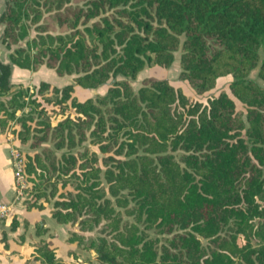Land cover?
Returning <instances> with one entry per match:
<instances>
[{
	"label": "trees",
	"instance_id": "trees-1",
	"mask_svg": "<svg viewBox=\"0 0 264 264\" xmlns=\"http://www.w3.org/2000/svg\"><path fill=\"white\" fill-rule=\"evenodd\" d=\"M0 25V95L13 66L76 74L50 95L41 80L43 101L22 86L0 99L4 132L30 104L15 132L40 148L24 159L28 180L38 179L26 208L52 200L55 221L76 226L65 240L91 249L97 264H264V86L247 76L257 65L264 80V0H3ZM177 48L179 75L196 92L231 74L244 113L224 90L202 103L164 77L132 89L128 78L167 66ZM117 75L94 98L71 95L73 84ZM51 113L62 116L51 124ZM34 226L46 231L42 219ZM31 245L37 264H61L50 239Z\"/></svg>",
	"mask_w": 264,
	"mask_h": 264
},
{
	"label": "rangeland",
	"instance_id": "rangeland-1",
	"mask_svg": "<svg viewBox=\"0 0 264 264\" xmlns=\"http://www.w3.org/2000/svg\"><path fill=\"white\" fill-rule=\"evenodd\" d=\"M72 2L81 3L82 0H72ZM49 28L53 31H56L57 29L54 28V22H49ZM33 33V30H31L30 34ZM21 45H23V40L19 42ZM259 59L263 56L264 50L262 47H259L257 49ZM179 55L180 50L179 48L173 50V58L171 62L167 66H162L158 64H152V65H144L135 75L134 78H128V81L134 91L138 88V86L141 84V79L145 76H154V77H164L168 80L169 83H171L174 87L180 88V90L192 97L195 100L201 101L202 103H205L206 100L212 96L216 95L219 91L224 90L234 101L236 109H240L243 113L245 111L244 104L238 100L236 97H234L228 88V82L231 80V74H226L223 76H219L214 85L206 90H203L201 92H196L194 88L189 84V82L180 77V65H179ZM0 60L6 61L7 60V50L4 47L3 44L0 43ZM76 74L74 72L72 73H63L58 74L56 73L52 68L46 67L44 64H41L37 69H24V70H18L17 72H11L10 74V82L11 86L7 93L0 95V99H6L10 96V94L17 90L20 86L27 87L28 93L32 97H36L39 101H43L42 96L36 92L37 86L41 80L47 81L49 84V88L47 90V94H51L52 87H61L66 83L73 82V77ZM248 77L254 79L256 82L264 86V80L261 79L257 75V65L252 67L248 74ZM120 75H117L116 77H109L104 83L97 85L95 87H82L77 84H73V89L71 92V95L74 96L76 99L81 100L86 97H92L94 98L97 94H102L105 92L107 86L115 79L120 78ZM26 98V97H25ZM67 103H69V100H67ZM30 104H27L26 106L22 108H17L15 111L14 117L7 119L6 125H5V132L7 135H9L10 139L15 141V143H12V146L15 147V149L19 152L22 160L25 159L26 154H32L35 151H38L40 148L35 147H29L28 143H20L18 138L16 137V130L20 128V122L18 121L17 117L28 110ZM45 106L49 109L51 107V104L46 103ZM73 113L72 106H68V110H65V113ZM33 120H29L28 123L33 125L34 119L37 115L36 110H33ZM51 124H54L57 119H59L62 114L51 113ZM84 144H88L87 141H84ZM42 145H48L52 147V144L50 141H43L41 142ZM90 148H95L94 145L89 144ZM56 153H59V150H56ZM38 179L33 178V181L28 180L25 174H23L22 177V183L23 188H21V194L16 197L13 195L12 203L18 208L19 202L18 200H22L25 197H30L31 193L30 189L33 184V182L37 183ZM51 201L45 203V208L35 209L33 214H29L28 217H44L46 220L48 226L50 227V232L48 234V237L51 238V243L53 242V246L55 247V253L57 256H59L64 262L63 264H87L86 262H83L82 259L84 257L91 259V264H97L96 261L93 259L94 252L91 249H81L75 241L69 242L65 240V235H67V229L72 228L76 229L75 225H68L67 223H58L54 220V218L50 215L49 210L47 207H51ZM18 212V211H17ZM149 235L155 236L157 235L159 238H161V234L157 233L156 230L153 228L147 230ZM203 242H205V239H202ZM20 252L25 253V247H20ZM72 249L76 252V257L68 256L66 253L67 249ZM8 264H37L36 261L30 262L28 260L22 261V263H17V260L13 258L12 261L8 262Z\"/></svg>",
	"mask_w": 264,
	"mask_h": 264
},
{
	"label": "crops",
	"instance_id": "crops-1",
	"mask_svg": "<svg viewBox=\"0 0 264 264\" xmlns=\"http://www.w3.org/2000/svg\"><path fill=\"white\" fill-rule=\"evenodd\" d=\"M2 6L3 0H0V11L2 9ZM24 69L25 68L13 66L11 72L13 74V72L15 71L17 72L18 70ZM12 143H15V141L11 140L6 132L0 130V202H7L9 209L8 213L0 219V264H8V262L12 261L13 258L17 260V263H22V261L25 260H28L30 262L36 261L31 256V244L37 241L39 238L50 239V241L52 240L48 237V234L51 230L44 217H28L29 214H33L35 212V209L40 208H26L22 200H18L20 201L18 208H16V206L12 203V201H14L12 198L15 192V184L10 156V147ZM43 208H45V206ZM47 208L48 210L50 209L49 207ZM12 218H15L16 220V224L13 228L10 226V221ZM39 219L43 220L46 231L41 235H36L34 232V222ZM21 246L25 247L24 254L20 252ZM68 256L70 257V255ZM63 262L64 261L61 259V264H63Z\"/></svg>",
	"mask_w": 264,
	"mask_h": 264
},
{
	"label": "built area",
	"instance_id": "built-area-1",
	"mask_svg": "<svg viewBox=\"0 0 264 264\" xmlns=\"http://www.w3.org/2000/svg\"><path fill=\"white\" fill-rule=\"evenodd\" d=\"M10 156L12 164V172L14 177L15 192L14 195L18 197L21 194V188H23L22 177L24 174V160H22L19 152L14 146L10 147ZM8 203L0 202V219L8 213Z\"/></svg>",
	"mask_w": 264,
	"mask_h": 264
}]
</instances>
